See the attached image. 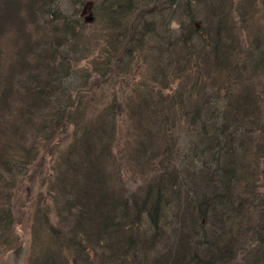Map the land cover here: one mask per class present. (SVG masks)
<instances>
[{
    "label": "trees",
    "instance_id": "16d2710c",
    "mask_svg": "<svg viewBox=\"0 0 264 264\" xmlns=\"http://www.w3.org/2000/svg\"><path fill=\"white\" fill-rule=\"evenodd\" d=\"M37 1L24 0L30 6L29 28L21 42V32L16 36L13 28L7 34L11 33L10 42L0 45V163L8 162L4 151L16 146L12 139L18 135L30 137L32 148L44 152L59 137L58 145L67 149L62 153L66 167L60 163L59 175L49 171L42 177L46 194L32 184L24 194L26 204L38 206L29 217L28 235L12 236L0 228V264L18 261L22 247L24 264H230L224 244L239 239L246 229L254 233L264 256V88L251 92L253 98L247 94L246 101L236 90L219 98L209 85L204 91L186 90L195 71L205 84L214 81L206 66H231L218 49L221 31L229 30V24H222L226 0H104L109 19L125 22L127 43L135 53L128 92L114 88L109 73L97 80L88 74L78 85H64L73 69L59 72L49 67L56 31L67 38L68 33L85 31L88 23L70 17L74 27L69 29L64 18H44ZM101 1L93 0V5ZM16 7L14 0H0V28L8 25ZM199 12L205 19L195 20ZM172 22L183 25L180 36L158 34L159 26L167 28ZM243 34L244 26L230 47L234 59L257 54L251 59L262 68L264 51L244 43ZM147 35L151 38L145 40ZM194 35L209 47L204 49L205 65L188 62L182 54ZM13 40L17 48L7 63ZM142 52V64L148 68L134 80V59ZM83 56L90 61L91 54ZM122 63H116L119 72ZM107 82L111 88L106 92ZM179 119L189 125V137ZM193 136L199 142V162L193 161V167L181 174L191 160L184 153V140L190 142ZM123 148L128 156L120 169L142 174V195L126 193L105 172L106 161H114ZM8 179L10 186L17 175ZM3 183L1 173L0 187ZM97 214L96 226L108 243L99 257L80 237H87ZM135 214L148 218L143 233L135 226ZM12 215L11 205H0V227L11 228ZM124 247L135 248L136 259L127 261Z\"/></svg>",
    "mask_w": 264,
    "mask_h": 264
},
{
    "label": "rangeland",
    "instance_id": "374dc122",
    "mask_svg": "<svg viewBox=\"0 0 264 264\" xmlns=\"http://www.w3.org/2000/svg\"><path fill=\"white\" fill-rule=\"evenodd\" d=\"M14 1L17 2L15 13L12 16L9 14L8 25L0 28V45H2V42H10L11 33L10 35L7 34H9L11 29L14 28L16 30V36L18 32H21V37H17L18 41L21 42L22 37L25 36L29 28L28 11L30 2H24V0ZM92 1L93 0H43L40 2L38 0L36 2L37 11H41L44 14V18L47 17L52 20L64 18L63 22L67 24L69 29L74 27V23L70 17H73L74 20H76V17L79 20L84 19L85 21L91 19V23L86 21L88 23L86 24V30L81 33L77 30L75 36H71L68 33V37L66 38L63 36V31H56L58 39L49 53L51 62L49 67L53 71L58 70L62 72L63 69L70 66L73 72L63 81L70 86L80 84L81 80H85L88 74L90 79L97 80L102 75L109 73L112 77V86L118 90L128 92L131 84L130 68L132 67L135 54L132 47L127 43L129 32L125 28L124 21H113L109 19L106 15L108 11L105 8L104 0L100 3L95 2L90 9ZM200 5L202 8L206 7L202 4ZM217 5L218 4H214V7L218 8ZM224 6H227V11H224L222 16V24H224V22L229 24V30L221 31L219 39L221 46L218 44V49L222 57L229 61L231 66L228 68L219 67L218 65H216V68L213 65L206 66L210 72V77H213L214 81H212V83L206 82L205 84H201V75L198 71H195L192 74L190 84L186 85V90L189 92L204 91L209 85L210 89L214 90L215 95L219 98H222L223 92L226 97L232 95V91L236 90V94L241 93L244 97V101H246L247 94L249 98H253L251 92H256L264 88V66L261 68L251 59L258 57L257 54L251 55L250 58L243 56L242 58L234 59L235 52L234 50H230V47L238 34L239 28L244 26V34L242 35L244 37V43L252 44L264 51V0H226ZM81 11L82 15H80ZM201 11H206V9ZM197 14L198 16L195 20L201 18L205 19L203 12ZM176 17H178V21H180L182 15L178 13ZM184 21L186 24L187 20L184 19ZM218 22H220V20ZM196 23L197 22H195V25ZM182 26L181 23L177 22H172L167 28L159 26L160 32L158 34L165 36V33H167L169 37L180 36ZM44 28L49 31V25L47 23H44ZM202 36L209 40L208 35ZM139 37L138 35L135 36V42L137 44L140 43ZM143 38L145 40L149 39L151 35H147L146 37L143 36ZM16 48L17 45L13 40L8 46L9 54L7 55V63L10 62L11 52L16 50ZM204 49L207 50L209 47H204V41L200 37L194 35L192 41L188 42V46L182 54L186 56L188 62H196V64L205 65ZM144 52L136 55L134 59L132 71V78L134 80H137L148 68V66L142 64ZM89 54H91L90 61L89 56H83ZM117 55L122 58L116 59ZM102 58L108 59V63L104 64ZM263 58L264 56L262 57L261 55L262 60H264ZM119 60H123V69L120 72L116 65ZM221 82H226L228 85L224 86ZM110 88L107 82L106 89H103L107 92ZM211 95H214L213 92ZM117 96L119 97L120 93H117ZM124 96L126 97L127 94L125 93ZM20 99V96H17V100ZM39 119L40 117L37 114L36 120ZM179 120L185 123L184 119ZM182 127L183 132H186L187 135H191L189 125L185 123ZM40 136L42 135L40 134ZM12 140L16 146H9L4 151L8 162L0 163V174L2 173L6 181V185L3 183L4 186L0 187V205L5 206L9 204L12 206L13 223L11 228H7L5 225L0 228L2 231L8 229L9 235L12 236H20V234L22 235L23 233H27L28 235L32 228L29 217L32 216L38 206L32 203L26 204L24 202V194H28L32 185L33 188H39L46 194L42 177L46 178L49 171H52L54 176H56L58 172L51 167L56 169L60 166L59 155L61 158H64L65 156H62V153L66 152L67 149H62L64 146L58 145L57 142L60 141L59 137H56L49 143L48 149L45 152L40 149L32 148L31 144L33 141L30 137L24 139L18 135ZM184 142V153L186 156L195 163H197V160L199 162L197 158L200 154V149L195 145L193 139L190 142L187 140H184ZM56 143L58 147L55 151L53 146L56 145ZM3 147L2 144L0 149ZM127 156L128 150L123 148L116 155L114 161L110 159L106 161L105 168L107 170L105 172L109 174L112 183L124 186L126 193H131V195H133V192L141 194L140 190L144 188L142 174L135 172V170L120 169L121 161L127 158ZM105 158H108V156ZM2 159L3 156H0V162L3 161ZM135 166L133 165L134 168ZM36 172L38 174H36ZM9 175H17V182L10 186H8ZM134 218V223L135 226L139 228V233H143L148 225V218L145 219L144 216L138 214H135ZM99 221L100 216L97 214L91 222V228L87 233V237L85 233L80 235L81 239L88 247H94L97 257H99L102 250L105 249L103 248L104 245L108 244L103 239L100 230L96 226ZM157 222L162 224L161 221ZM94 225L96 227L92 228ZM171 226L180 227L181 225L172 224ZM239 237V239L232 240L231 244L227 242L224 244V246H227V251L229 252L228 262H231L230 264H264L262 247L257 245L258 242L254 233L246 229L245 232L239 234ZM20 253V259L18 261H11V264H24L26 254L25 247H22ZM122 253L127 261L136 259V249L133 247L130 249L124 247ZM111 257L118 260L122 258L117 255H112Z\"/></svg>",
    "mask_w": 264,
    "mask_h": 264
}]
</instances>
